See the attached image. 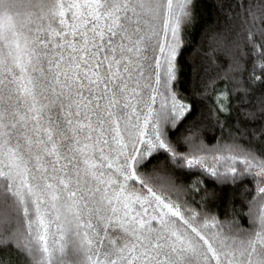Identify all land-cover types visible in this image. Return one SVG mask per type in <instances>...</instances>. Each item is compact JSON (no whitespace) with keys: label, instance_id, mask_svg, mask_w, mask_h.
Returning <instances> with one entry per match:
<instances>
[{"label":"snow or ice","instance_id":"snow-or-ice-1","mask_svg":"<svg viewBox=\"0 0 264 264\" xmlns=\"http://www.w3.org/2000/svg\"><path fill=\"white\" fill-rule=\"evenodd\" d=\"M0 264H264V0H0Z\"/></svg>","mask_w":264,"mask_h":264},{"label":"trees","instance_id":"trees-1","mask_svg":"<svg viewBox=\"0 0 264 264\" xmlns=\"http://www.w3.org/2000/svg\"><path fill=\"white\" fill-rule=\"evenodd\" d=\"M200 40H201V35H200L199 32H197V33L195 34V37H194V43H199ZM209 135H211V134H209Z\"/></svg>","mask_w":264,"mask_h":264}]
</instances>
